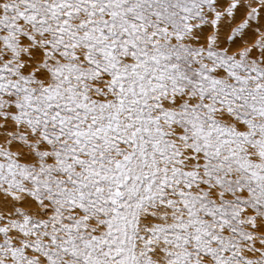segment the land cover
Here are the masks:
<instances>
[{
	"label": "snow or ice",
	"instance_id": "snow-or-ice-1",
	"mask_svg": "<svg viewBox=\"0 0 264 264\" xmlns=\"http://www.w3.org/2000/svg\"><path fill=\"white\" fill-rule=\"evenodd\" d=\"M0 264H264V0H0Z\"/></svg>",
	"mask_w": 264,
	"mask_h": 264
}]
</instances>
